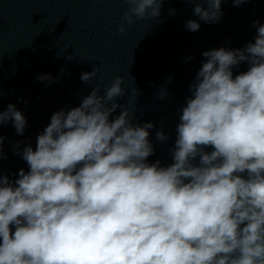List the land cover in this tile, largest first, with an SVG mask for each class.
<instances>
[{
	"label": "clouds",
	"instance_id": "9594fccd",
	"mask_svg": "<svg viewBox=\"0 0 264 264\" xmlns=\"http://www.w3.org/2000/svg\"><path fill=\"white\" fill-rule=\"evenodd\" d=\"M124 2L118 34L158 18L165 0ZM185 2L205 23L223 16L222 0ZM253 26L243 48L202 53L167 166L148 163L154 124L134 123L118 103L120 76L103 95L97 86L53 113L35 149L16 153L29 170L15 180L0 174V264H264V25ZM241 63L248 70L234 76ZM8 121L23 135L27 120L12 103L0 111V124ZM156 139L168 137L157 131Z\"/></svg>",
	"mask_w": 264,
	"mask_h": 264
}]
</instances>
